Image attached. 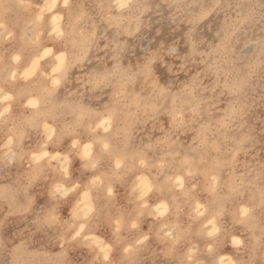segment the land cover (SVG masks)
<instances>
[{"label":"clouds","instance_id":"clouds-1","mask_svg":"<svg viewBox=\"0 0 264 264\" xmlns=\"http://www.w3.org/2000/svg\"><path fill=\"white\" fill-rule=\"evenodd\" d=\"M0 264H264V0H0Z\"/></svg>","mask_w":264,"mask_h":264}]
</instances>
